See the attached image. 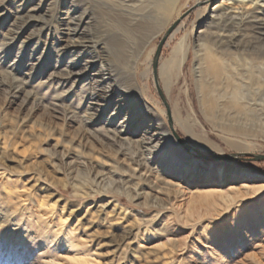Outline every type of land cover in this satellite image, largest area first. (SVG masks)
Masks as SVG:
<instances>
[{"label": "rangeland", "instance_id": "1", "mask_svg": "<svg viewBox=\"0 0 264 264\" xmlns=\"http://www.w3.org/2000/svg\"><path fill=\"white\" fill-rule=\"evenodd\" d=\"M163 1L0 0V264H264V162L186 153L151 67L168 28L204 1L159 59L173 127L203 155H264L255 22L222 17L231 1L213 11L222 0ZM263 7L257 0L246 12L264 19ZM72 14L89 20L91 68L62 53ZM100 65L110 76L102 86ZM157 124L163 148L140 167V150L120 138Z\"/></svg>", "mask_w": 264, "mask_h": 264}, {"label": "bare ground", "instance_id": "2", "mask_svg": "<svg viewBox=\"0 0 264 264\" xmlns=\"http://www.w3.org/2000/svg\"><path fill=\"white\" fill-rule=\"evenodd\" d=\"M148 1L153 6H159V5H161V3L164 2L163 0H148ZM227 1H231V2L228 3L231 6L229 5L230 8L228 10H226L224 8L225 11L223 9V12L221 13V16L223 17L224 15H228V14H231L233 16H240V15H245L246 16L247 14H249V19H252L253 22H255V25L252 27V28L255 29L256 34H257L255 36V40L258 42V44H260L259 47L263 48L264 47V19L261 18V16L259 17L258 15H255V13H253L251 10L248 11L249 13L246 12V10L249 8V3L256 4L257 0H222L220 3L213 5V7H211V10L213 11V10L218 9L224 3L226 4ZM258 4H259V2H258ZM195 6H193L194 9H196ZM140 7H141V5H140ZM250 7H251V5H250ZM134 9L136 10L137 7L136 8L135 7L132 8V10H134ZM130 13H131L132 16L133 15L137 16V14H135V13L133 14V12H130ZM132 20H131V22L129 21L130 25L134 24V23H132ZM70 21L74 25V27L72 29H70V30L67 29L66 32H65L66 39H65V44H63V47L61 48L62 53L68 55V58L70 59V61L73 62V64H72L73 68H75V67L77 68L79 63H83L86 66V68L87 67L91 68L97 62L93 58V56H91L92 54L89 51L90 45L92 43L91 42V38H89V36H88L89 35L88 34L89 31H87V28H86L87 24L89 23L88 22L89 20H87V18H85L83 15L72 14V18H71ZM82 25H84V26L82 27ZM128 27H129V25H128ZM125 29H127V28H125ZM122 33H123V36H125L124 38L127 37L130 40V38H131L130 35L132 33L130 28H128L127 31L123 29ZM235 45L237 46V44H235ZM171 65H173V66H175L177 68V67L181 66L182 63L179 62L176 59H172ZM105 71L106 70H105V68L102 65H100L99 68H98V71H96L97 72L96 73L97 77L95 78V80L98 82V86H102V84H104V83H107V84L109 83L108 81L110 80V76L107 73H105ZM157 73H158V79H159L160 78V75H159V63H158ZM213 73L217 74V76H220L222 71L220 69H218V70L214 71ZM80 76L81 77H79V79L83 78V76H85V72L81 73ZM14 89L17 91L19 88L17 86H14ZM106 89L109 90L110 87L107 86ZM29 99H30V96L26 95L24 100H23V102H25V103L29 102ZM107 103H108V101L104 102V104H102L100 106V108L96 110V113L93 115L94 119L99 115L100 112H102V109L105 107V105ZM118 103L120 104L119 108L123 107V104L121 105L120 101H118ZM94 105H97V104L94 103ZM92 109H94V108H92ZM93 118L91 120H93ZM65 120H71V117L70 118L69 117L68 118L65 117ZM86 123H88V122H84V125H86ZM157 125H158V127H155V125H154L152 130L149 129L147 131H144L145 133L142 135V137L140 139L135 140V141H130V139H125L123 137L120 138V142L128 143V146L133 144L140 150V153H142V155H140L142 157V159L140 160V162H138L139 163L138 166L140 165V167L142 165H148L150 163V161L153 159L156 150H160V148L161 149L163 148V143L161 142V140L163 139V135H162V133H160L161 127H160L159 124H157ZM105 132L107 134V132L109 133V130H107ZM122 132H123V130L119 131V133H122ZM112 134L113 135L111 136V138H113V140L117 139V138L119 139V137H116L115 133H112ZM94 139H96V138H94ZM97 139H99V138H97ZM193 141L201 149H206L208 147L207 143L204 140L200 139V138H194ZM141 176H142V174H141ZM138 178H140V176ZM249 178H252V175H249ZM218 183H219V181H218ZM191 190H192V191H190L191 195H198V194L201 193V190L198 187H195V188H193Z\"/></svg>", "mask_w": 264, "mask_h": 264}, {"label": "water", "instance_id": "3", "mask_svg": "<svg viewBox=\"0 0 264 264\" xmlns=\"http://www.w3.org/2000/svg\"><path fill=\"white\" fill-rule=\"evenodd\" d=\"M203 4H204V1L203 2H199V3L196 4L195 8L200 7ZM192 9H194V8H192ZM192 9H189L184 14H182V16L178 20H176L168 28V30L165 32V34L161 38V40H160V42H159V44H158V46L156 48V51L154 53L153 59H152L151 67H152V75H153L154 85H155L157 94H158L160 100L162 101L163 106L165 107L169 130H170L173 138L175 139V141L183 148V150L186 153L193 154L197 158H200L202 160L209 161V162L237 161V160H240V159L243 158V159H248V160L254 161V162H264V155H253V154H228V155H213V156L203 155V154L199 153L191 145H189L183 138H181L177 134V132L175 131V129L173 127V120H172V117H171V111H170V108H169V106L167 104V101H166V98L164 96V93H163V91L160 88L159 81H158L157 69H158V63H159L161 51H162V48L164 47L166 41L173 34V32L176 30V28L179 26L180 22L183 19H185L192 12Z\"/></svg>", "mask_w": 264, "mask_h": 264}]
</instances>
